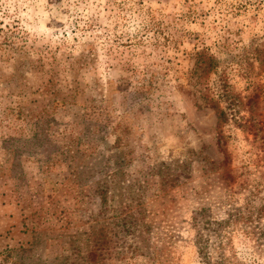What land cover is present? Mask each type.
<instances>
[{"label": "rangeland", "instance_id": "374dc122", "mask_svg": "<svg viewBox=\"0 0 264 264\" xmlns=\"http://www.w3.org/2000/svg\"><path fill=\"white\" fill-rule=\"evenodd\" d=\"M0 264H264V0H0Z\"/></svg>", "mask_w": 264, "mask_h": 264}, {"label": "trees", "instance_id": "16d2710c", "mask_svg": "<svg viewBox=\"0 0 264 264\" xmlns=\"http://www.w3.org/2000/svg\"><path fill=\"white\" fill-rule=\"evenodd\" d=\"M213 61V58L208 57L206 61L202 59V63L205 66L209 65L210 67H214V64L211 62ZM228 82L223 79V77L220 75L215 82V87H214V93L213 95L211 94L210 96H206L204 99L203 105L205 107L213 108L215 110V114L218 120V123L224 124L228 121V117L232 115L230 110V106L232 105L231 102H229L225 107H220L218 105V101L220 98L225 97L226 99L229 97V90H228ZM219 139H221V136H219ZM199 251L202 252L203 247L202 245H199Z\"/></svg>", "mask_w": 264, "mask_h": 264}]
</instances>
